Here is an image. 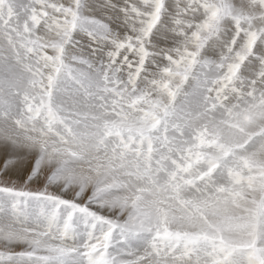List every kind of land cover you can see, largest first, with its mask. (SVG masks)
Returning <instances> with one entry per match:
<instances>
[{"label":"snow or ice","instance_id":"1","mask_svg":"<svg viewBox=\"0 0 264 264\" xmlns=\"http://www.w3.org/2000/svg\"><path fill=\"white\" fill-rule=\"evenodd\" d=\"M0 264H264V0H0Z\"/></svg>","mask_w":264,"mask_h":264}]
</instances>
